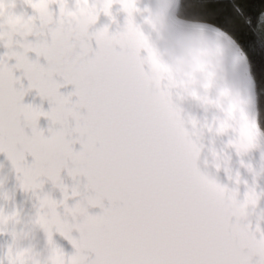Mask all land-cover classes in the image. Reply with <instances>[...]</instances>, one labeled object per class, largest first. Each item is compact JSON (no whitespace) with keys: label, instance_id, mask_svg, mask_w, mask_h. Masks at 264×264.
<instances>
[{"label":"snow or ice","instance_id":"snow-or-ice-1","mask_svg":"<svg viewBox=\"0 0 264 264\" xmlns=\"http://www.w3.org/2000/svg\"><path fill=\"white\" fill-rule=\"evenodd\" d=\"M5 2L0 0V154L10 162L20 190L36 201L32 220L46 237L47 255L41 259L32 245L24 246L16 227L21 213L8 207L12 196L5 193L0 236L10 242L0 248V264H264V213L255 226L251 220L264 200L259 183L264 166L256 171L244 162L254 150L264 161V81L251 65L256 42L242 40L237 28V20L255 27L242 4L233 3L234 15L223 21L192 11L193 0H183L181 11L228 33L239 45L251 66L243 92L256 98L258 115L237 116L234 105L225 109L206 82L203 95L189 93L203 119H185L177 90H187L192 77L177 82L168 75L136 22L138 15L147 22L149 11L138 6L139 0H108L103 13L108 23L96 28L98 18L89 10L78 30L69 28L65 17L72 15L73 3L89 0H20V11L13 0L10 8ZM262 16L264 11L258 13ZM260 48L264 55V45ZM67 85L75 90L62 95ZM33 90L48 102V111L23 103ZM41 117L50 122L48 136L39 128ZM200 128L202 139L193 133ZM205 150V168L211 162L234 187L201 171ZM230 151L251 183L233 173ZM46 183L60 199L44 191ZM97 207L100 214L89 213ZM55 234L71 244L72 255L56 245Z\"/></svg>","mask_w":264,"mask_h":264},{"label":"clouds","instance_id":"clouds-1","mask_svg":"<svg viewBox=\"0 0 264 264\" xmlns=\"http://www.w3.org/2000/svg\"><path fill=\"white\" fill-rule=\"evenodd\" d=\"M107 2L108 0H89L88 3H73L72 15L65 17L68 27L78 30L89 10L99 20ZM182 3L183 0H150L149 11L144 14L147 22L143 20L141 25L142 29L147 31L146 36L158 60L169 69L168 75L177 82H189V77H192L187 90H177L183 97H178V100H191V91L203 95V85L210 82L212 98L218 99L225 109L234 105L237 116L258 115L256 98L249 97L240 87L244 74L250 72L251 66L244 58L239 45L228 33L216 29L214 25L186 18L181 11ZM4 7H11L8 0ZM259 22L264 23V16L259 18ZM62 34L63 29H58V35ZM257 34L259 42L264 45V27L259 28ZM193 133L201 139L204 137L202 128L194 129ZM221 163L225 167L228 166L223 161ZM16 227L24 234L28 245H32L31 241L38 229L32 218L20 217V223ZM40 258H43L42 254Z\"/></svg>","mask_w":264,"mask_h":264},{"label":"water","instance_id":"water-1","mask_svg":"<svg viewBox=\"0 0 264 264\" xmlns=\"http://www.w3.org/2000/svg\"><path fill=\"white\" fill-rule=\"evenodd\" d=\"M14 3L17 4V11H20L22 9V5L20 4V0H13ZM69 2L71 3V0H69ZM138 6L141 9L144 8H148L150 6V0H139ZM55 7V6H54ZM115 11V9H114ZM29 13L31 14V10H29ZM146 14V13H145ZM121 26L123 25V14H120V16L118 17ZM143 16L138 15L136 17V22L140 25L143 24ZM105 23H108V20L106 17H104L103 15L100 17V19L98 20L97 25L95 26L96 28L102 27ZM116 26L113 25L110 28V31H115ZM144 31V34L147 35V31L146 29H142ZM32 39V38H30ZM93 43V47L95 48V41L92 42ZM4 49L0 48V53H3ZM146 52L142 51L141 52V56H146ZM29 58L32 60H36V56L34 53H29ZM39 62L42 65H46V61L43 59V57L39 58ZM10 63L14 64L15 61H11ZM145 68L147 70V65H145ZM16 76H22V73L20 71H16L15 72ZM58 80V82L63 83V81L57 77L56 78ZM22 83L25 85V87H27V80L24 79L22 80ZM240 87L243 90L244 88V82L241 81L240 82ZM74 86L72 85H67L65 87H62L60 89V92L62 95H68L69 93L73 92ZM76 98L73 97V100H75ZM23 103L25 105L28 104H32L34 106H42L44 111H48L49 110V104L46 100H41V98L39 97V95L36 93L35 90L27 93L23 99ZM179 107L182 109V117L183 118H187L188 115H192L197 117L198 119H203L205 113L203 111L202 108H200L196 102L192 101V100H188V101H184V102H180L178 101ZM39 124V128L44 130V134L45 136H48L49 133L47 131L50 122L48 120H46L45 118L41 117V119L38 122ZM26 132L31 135V130L30 129H26ZM221 146V142L218 140L217 141V148H219ZM74 149L76 151L80 150V145L76 144L74 145ZM207 155V152L205 150L204 153H202L201 156V160L198 162V166L200 167L202 172H207L209 173L212 177L216 178L218 180L219 183L227 185L228 187H234V185L232 183L229 182L225 172L223 170H221L220 172H216L214 168H212L210 166L211 162H209V167L205 168L204 163H203V159L204 156ZM229 155L231 156V168L233 170V173H235L236 171H239L241 173V176L243 177V179L247 180L249 183L252 182V176L247 172V170L245 168H242L240 166V158L237 157L235 155L234 152H229ZM27 160L29 163H31L32 158L29 156L27 157ZM244 162L246 164H251L253 166V168L256 171H259L261 169L262 166H264V161L261 160L260 158V151L259 150H254L251 153H249L247 156L244 157ZM62 176L66 177V173L62 172ZM66 182L70 183V181ZM260 183V187L264 188V179H261L259 181ZM0 205L5 204V201L3 200V195L5 193L9 194L12 196V201L11 203L8 205V207H12L15 206L16 208L19 209L20 213H21V218L22 219H29V218H33L35 215V199L34 197L31 195V193H24L23 191L20 190L18 182L16 180V174L13 171L10 162L6 159V157L3 154H0ZM45 192H51L53 197L56 199H60V193L58 192V190H54L52 189V186L50 183H46L45 184ZM244 188L241 185V193H243ZM104 205L105 207L108 206V202L105 200L104 201ZM89 213L92 215H98L101 213V209L100 208H90L89 209ZM264 213V200H261L259 207L255 210V213L252 215L251 220L253 225L255 226V224L257 223L258 218L261 216V214ZM260 225L261 227H264V220L260 221ZM73 236L75 238L79 237V233L77 232H73ZM56 245L58 247H60L66 256H70L74 253V249L72 248L71 244L63 239L62 237L59 236V234H55L53 237ZM10 242V237H6V236H0V248H3L6 246V243ZM28 241L24 242V246H28ZM31 244L34 246L35 250L37 252H40L43 256L47 255V241H46V237L44 235V233L37 229L34 235V238L31 241ZM94 258V257H93Z\"/></svg>","mask_w":264,"mask_h":264},{"label":"trees","instance_id":"trees-1","mask_svg":"<svg viewBox=\"0 0 264 264\" xmlns=\"http://www.w3.org/2000/svg\"><path fill=\"white\" fill-rule=\"evenodd\" d=\"M235 2H240L245 8L246 15L254 20L255 27L251 30L239 20L237 28L242 40L256 42L257 48L251 57V65L257 79L264 81V55H261V43L257 34V30L261 28L258 13L264 11V0H193L191 10L204 14L214 21H223L234 15L232 5ZM261 110L264 111V98L261 99Z\"/></svg>","mask_w":264,"mask_h":264}]
</instances>
